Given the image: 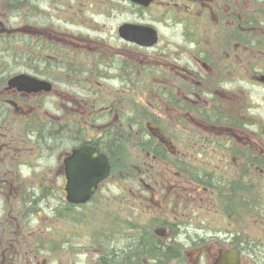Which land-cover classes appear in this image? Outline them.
<instances>
[{"label":"flooded vegetation","instance_id":"af4514ba","mask_svg":"<svg viewBox=\"0 0 264 264\" xmlns=\"http://www.w3.org/2000/svg\"><path fill=\"white\" fill-rule=\"evenodd\" d=\"M0 264H264V0H0Z\"/></svg>","mask_w":264,"mask_h":264},{"label":"water","instance_id":"95a60500","mask_svg":"<svg viewBox=\"0 0 264 264\" xmlns=\"http://www.w3.org/2000/svg\"><path fill=\"white\" fill-rule=\"evenodd\" d=\"M104 175H99L97 180L103 178ZM95 186V182L93 184ZM95 187H67V199L72 202H84L92 194Z\"/></svg>","mask_w":264,"mask_h":264}]
</instances>
